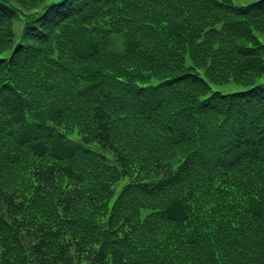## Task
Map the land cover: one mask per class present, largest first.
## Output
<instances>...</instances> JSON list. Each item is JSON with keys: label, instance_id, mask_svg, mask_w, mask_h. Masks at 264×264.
<instances>
[{"label": "trees", "instance_id": "obj_1", "mask_svg": "<svg viewBox=\"0 0 264 264\" xmlns=\"http://www.w3.org/2000/svg\"><path fill=\"white\" fill-rule=\"evenodd\" d=\"M260 32L264 0H0L1 264H264Z\"/></svg>", "mask_w": 264, "mask_h": 264}, {"label": "rangeland", "instance_id": "obj_2", "mask_svg": "<svg viewBox=\"0 0 264 264\" xmlns=\"http://www.w3.org/2000/svg\"><path fill=\"white\" fill-rule=\"evenodd\" d=\"M235 3H238V4H247L251 1H254V0H233ZM259 37L261 38V40L264 41V33H259ZM118 44H122V37H120V40L117 41ZM259 82H264V73L261 74L257 80H256V83H259ZM214 88H217V89H220L221 91L223 92H227V91H230V90H233V89H237V88H240L239 85L233 83V82H229V83H223V84H214L213 85ZM73 139L77 140L78 137L77 136H72ZM89 146H91L92 148L96 149V150H99V151H102L104 152L105 154L109 155V156H112V150L109 149V148H106L104 147L100 142L98 141H90L87 143ZM129 177H123L121 179V181H119L117 184H116V190H119V188L127 181L129 180L128 179ZM1 264V262H0ZM30 264H35V262H31Z\"/></svg>", "mask_w": 264, "mask_h": 264}]
</instances>
